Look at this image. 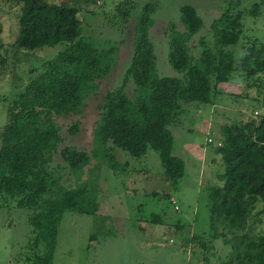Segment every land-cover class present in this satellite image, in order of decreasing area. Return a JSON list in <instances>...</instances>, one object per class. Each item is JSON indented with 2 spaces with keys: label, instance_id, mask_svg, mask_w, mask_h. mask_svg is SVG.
Masks as SVG:
<instances>
[{
  "label": "trees",
  "instance_id": "16d2710c",
  "mask_svg": "<svg viewBox=\"0 0 264 264\" xmlns=\"http://www.w3.org/2000/svg\"><path fill=\"white\" fill-rule=\"evenodd\" d=\"M82 1L0 0L9 7H19L12 57L20 50L28 54L60 46L51 58L29 72L20 91L5 99L6 123L0 130V208L14 205L27 212L31 239L19 259L27 264H53L64 213L96 215L99 211L97 198L85 179L97 166L98 162L92 161L103 158L102 165L117 171L120 162L113 149L134 159L155 151L169 188L163 195L171 199L185 175V163L174 153L171 127H179L185 115L200 111L203 105L215 111L226 94L223 85L238 81L246 88L256 87L258 96L262 94L264 43L244 35L243 20L257 18L264 0L246 12L239 9L242 0H230L210 24L211 41L199 35L204 21L196 7L182 5L178 19L182 31L174 22L167 27V62L175 73L169 76H161L156 70L150 37L155 3H144L133 18L136 0H119L104 13L103 21L124 37L131 36L129 64L120 85L97 99L91 149L64 144L58 119L72 121L66 130L68 137L78 135L80 121L74 117L82 115L91 96L97 98L102 81L112 71L116 51L101 48L84 34V18L79 17ZM86 14H90L87 9ZM197 35V45H193ZM242 39L247 42L241 45ZM239 45L241 57L228 49ZM254 100L256 106L262 105V100ZM244 101L248 102L246 96ZM218 131L210 134L218 140L216 153L223 171L218 174L221 185L207 189L208 239L227 245L231 260L237 264H264V229L258 237L244 234L239 245L229 244L226 235L228 229L245 233L256 204L264 207V114L258 121L239 118L220 125ZM207 139L211 140H206L208 145L214 143ZM129 163L122 164L123 170L129 172ZM139 221L156 227L162 223L156 214ZM178 222V228L182 227ZM178 228L168 229L177 232ZM185 246L180 247L182 253Z\"/></svg>",
  "mask_w": 264,
  "mask_h": 264
},
{
  "label": "rangeland",
  "instance_id": "374dc122",
  "mask_svg": "<svg viewBox=\"0 0 264 264\" xmlns=\"http://www.w3.org/2000/svg\"><path fill=\"white\" fill-rule=\"evenodd\" d=\"M118 1L80 2L79 17L84 18V34L94 38L101 48H115L116 51L113 54L112 71L102 81L96 94L97 98L91 96L82 115L74 117V121H80L78 135L74 138L68 137L66 130L72 121L58 119V123L63 127V137L66 139L64 144L85 150L91 149L92 129L97 119L95 110L97 99H100V95L106 90L120 85L123 73L129 64L131 36L124 37L119 30L104 25L103 21L104 13L111 11ZM229 1L136 0L137 6L132 14L133 18L138 16L144 3H155V11L152 15L154 24L150 29V37L154 45L156 70L159 75L175 74L167 62V27L170 22H174L177 29L182 31L178 23L179 8L184 4L196 7L204 21V29L199 35L211 41L210 24L220 15ZM255 2L259 1L242 0L239 9L246 12ZM18 9L17 6L9 7L0 2V130L6 123L5 99H10L20 91L30 77L29 72L60 49V46L46 47L28 54L20 50L12 57L17 36L15 13ZM86 9L90 14L84 15ZM243 21L244 35L264 43V5L260 7L257 18L248 16ZM123 38L124 43L121 42ZM197 39L198 35L193 38V45H197ZM245 40L242 39L240 44H245L247 42ZM241 45L228 49H233L236 55L241 57L243 54L240 50ZM234 84L222 86L226 94L222 96L220 103L215 105V111H212V106L203 105L200 111L191 110L189 116L185 115L183 120L181 118L182 124L179 127H171L174 136V153L185 163V175L179 182V188L171 193V199L163 195L169 188L163 179L160 159L155 151L150 150L144 157L134 159L124 151L113 149L116 160L120 162L117 171H111L106 165H102L101 163L105 161L103 158L92 161V164L98 162L97 166L87 173L85 179L88 180L92 193L97 198L100 212L96 215L72 212L63 214L59 224L53 264H237L234 259L231 260L232 254L227 245L224 247L219 240L209 241L210 218L206 204L207 189L221 185L218 174L223 171L220 156L216 153L215 142L218 140L210 132L214 131L217 134L220 125L239 118H252L258 121L264 114V84L260 96L256 93V87L246 88L244 83L238 81ZM245 96L248 102L244 104ZM255 98L263 101L261 106H256ZM209 137L214 140L212 145L206 142ZM126 161L130 162L129 172L123 170L122 164ZM154 192L157 194L152 195ZM171 201L176 204L177 210H174ZM26 214L25 210L14 205L0 208V264H27L19 260L31 239ZM151 214L160 217L162 223L159 226L163 230L154 241L143 240V233L137 234V222L139 219L148 218ZM177 222L182 227L178 228ZM218 225L221 229V224ZM152 227L154 226H150L149 223L145 226L148 229V237L151 236L152 232L149 230ZM168 228L173 230L178 228V230L169 233ZM263 229L264 207L262 204H256L245 233L227 230L228 243L239 245L244 234L258 237ZM163 235L167 236L166 240L162 238ZM190 236L195 238L190 239ZM185 244V253H182L180 247Z\"/></svg>",
  "mask_w": 264,
  "mask_h": 264
},
{
  "label": "crops",
  "instance_id": "0c3cea01",
  "mask_svg": "<svg viewBox=\"0 0 264 264\" xmlns=\"http://www.w3.org/2000/svg\"><path fill=\"white\" fill-rule=\"evenodd\" d=\"M100 211H98L97 212V214L99 213ZM100 222V221H99ZM137 225L138 226H136V230L138 231L137 232V234L138 233H143V235H142V237H143V240H155L161 233H162V228H161V226H159V228L158 227H156V226H154V227H152V229H150L149 231H151L152 233L150 234L151 236L150 237H148L149 236V234L147 233V228H145V226H147V224H144L143 222H141V221H139L138 220V222H137ZM147 233V234H146ZM169 233H170V231H169ZM146 234V235H145ZM162 238L164 239V240H166L167 239V236L166 235H163L162 236ZM144 242V241H143ZM146 243H148V241H146ZM153 243V242H152ZM142 245H145L144 243H142Z\"/></svg>",
  "mask_w": 264,
  "mask_h": 264
},
{
  "label": "built area",
  "instance_id": "2783aa9c",
  "mask_svg": "<svg viewBox=\"0 0 264 264\" xmlns=\"http://www.w3.org/2000/svg\"><path fill=\"white\" fill-rule=\"evenodd\" d=\"M207 141L210 142L211 140L210 139H207ZM218 146H219V144H218Z\"/></svg>",
  "mask_w": 264,
  "mask_h": 264
}]
</instances>
